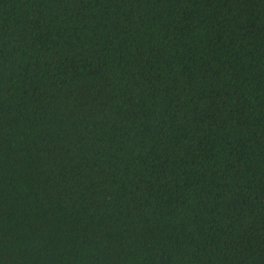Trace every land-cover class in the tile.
Here are the masks:
<instances>
[{
    "label": "trees",
    "instance_id": "1",
    "mask_svg": "<svg viewBox=\"0 0 264 264\" xmlns=\"http://www.w3.org/2000/svg\"><path fill=\"white\" fill-rule=\"evenodd\" d=\"M0 264H264V0H0Z\"/></svg>",
    "mask_w": 264,
    "mask_h": 264
}]
</instances>
